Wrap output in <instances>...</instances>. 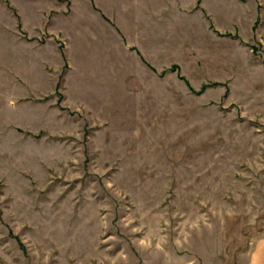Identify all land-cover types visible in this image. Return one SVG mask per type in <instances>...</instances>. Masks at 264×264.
<instances>
[{
  "label": "rangeland",
  "instance_id": "obj_1",
  "mask_svg": "<svg viewBox=\"0 0 264 264\" xmlns=\"http://www.w3.org/2000/svg\"><path fill=\"white\" fill-rule=\"evenodd\" d=\"M182 1L144 55L0 43V264H264V0Z\"/></svg>",
  "mask_w": 264,
  "mask_h": 264
},
{
  "label": "crops",
  "instance_id": "obj_2",
  "mask_svg": "<svg viewBox=\"0 0 264 264\" xmlns=\"http://www.w3.org/2000/svg\"><path fill=\"white\" fill-rule=\"evenodd\" d=\"M183 13L182 0H0V43L32 42V55L45 61L56 54L57 40L68 47L74 39L115 45L127 38L144 55L157 32L162 38L170 25L183 23ZM252 251L250 264H260V243Z\"/></svg>",
  "mask_w": 264,
  "mask_h": 264
}]
</instances>
